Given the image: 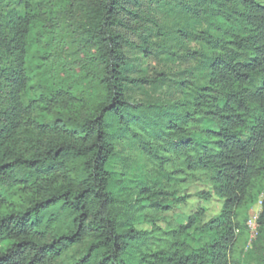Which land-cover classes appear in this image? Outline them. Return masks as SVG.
I'll use <instances>...</instances> for the list:
<instances>
[{
  "label": "trees",
  "instance_id": "16d2710c",
  "mask_svg": "<svg viewBox=\"0 0 264 264\" xmlns=\"http://www.w3.org/2000/svg\"><path fill=\"white\" fill-rule=\"evenodd\" d=\"M197 1L208 3L209 11L186 9L200 19L211 16L217 34L181 35L205 44L204 53L184 56H203L206 82L188 98L140 107L128 100V88L165 77L131 74L126 48L136 46L147 55L150 49L148 41L136 45L119 30L128 27L127 17L139 18L125 0H16L20 7L5 9L0 0V181L32 194L26 205L16 206L7 205L0 191V264H55L78 247L63 264H243L248 212L261 194L250 251L264 264V5ZM67 31L72 41L94 49L101 99L77 120L59 114L33 121L47 135L18 150L20 128L37 102L47 104L41 96L23 100L33 80L31 41L48 60L55 54L46 48L64 41L56 36L64 38ZM126 136L167 176L209 173L222 201L219 213L202 223L200 209L165 232L166 249L152 246L148 233L137 230L120 208L128 201L167 210L172 194L141 185L128 199L120 190L126 179L114 169L115 145Z\"/></svg>",
  "mask_w": 264,
  "mask_h": 264
},
{
  "label": "rangeland",
  "instance_id": "374dc122",
  "mask_svg": "<svg viewBox=\"0 0 264 264\" xmlns=\"http://www.w3.org/2000/svg\"><path fill=\"white\" fill-rule=\"evenodd\" d=\"M31 1L34 3L38 0ZM258 2L264 5V0ZM125 3L139 18L127 17L128 27H120L119 30L136 45H140L144 40L148 41L150 49V54L147 55L139 47L126 48L131 57V74L136 77H165L164 80L153 84L130 86L127 91L128 100L133 106L148 107L190 97L196 87L206 82L208 70L203 56L194 60L184 54L186 51L204 53L207 48L202 42L181 33H217L216 22L211 16L200 19L192 15L186 6L205 8L208 3L200 4L197 0H125ZM8 6L18 5L16 0H3L2 7L5 9ZM70 36L69 31L65 32L64 38L62 34L56 36V39L64 41H59L55 46L52 43L46 48L45 52L51 54L53 51L55 54L48 60L42 59L44 51L35 46V39L31 41L29 67L33 80L24 93L23 100L29 102L41 96L47 99V104L37 102L38 108L20 128L14 140L18 150L26 151L35 139L47 135L40 132L33 121L45 122L59 114L77 120L101 99V90L96 79L100 67L95 59V51L91 47H84L72 41ZM39 105L43 106L39 108ZM115 147L117 156L114 159V169L120 177L126 179L120 190L128 195V199L134 197L136 189L141 185H155L172 194L168 199L170 208L167 210L155 211L149 208L146 202L140 207L129 204L128 201L120 208V214H123L124 218L130 217L137 230L148 233V241L152 246L166 249L170 238L165 232L187 223L188 218L200 209H203L200 218L202 223L219 213L222 201L213 192L209 173L167 176L131 138H120ZM0 191L5 196L7 205H26L32 195L26 187H8L1 181ZM262 196H259L248 212L250 240L254 239L258 232L256 220L261 211ZM178 197H185V200L181 203L174 202L173 198ZM250 240L245 247L240 244L244 251L243 264H263L251 253ZM77 250H80V247L70 249L55 264L71 262Z\"/></svg>",
  "mask_w": 264,
  "mask_h": 264
}]
</instances>
